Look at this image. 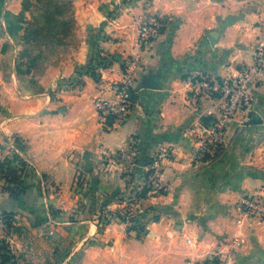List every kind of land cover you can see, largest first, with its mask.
I'll use <instances>...</instances> for the list:
<instances>
[{"label":"crops","instance_id":"1","mask_svg":"<svg viewBox=\"0 0 264 264\" xmlns=\"http://www.w3.org/2000/svg\"><path fill=\"white\" fill-rule=\"evenodd\" d=\"M72 1L78 46L58 51L42 70H30L19 54L24 22L31 19L35 0H0V161L21 158L22 163L17 160L15 165L23 187L20 195L4 186L0 189V215L10 214L15 226H23L44 203L48 221L43 226L53 239L61 240L57 259L76 260L79 248L67 256V246L93 241L98 229L97 223L85 220L82 200L74 194L75 177L82 173L87 181L84 192L89 193L85 204L90 201L86 211H97L98 198L107 204L118 192L126 199L140 196L137 208H150L139 210L135 224L146 228L145 237L138 239L137 232L110 225L102 237L109 247L91 251L90 264H186L227 255L238 264L252 254L254 261L262 259L264 225L245 220L239 202L264 182V123L246 124L255 114L264 121V82L256 91L252 112L240 113L229 124L222 154L197 164L195 142L217 116V102L193 98L186 84L198 76L226 78L252 64L264 0H153L145 11L129 7L118 16L110 12L123 0ZM149 22L165 29L139 49L138 29ZM99 27L104 32L93 48L90 33ZM97 54L105 63L98 78L88 70ZM135 56L146 64L139 84L161 73L159 88H137L126 121L109 118L105 123L93 102L114 98L123 78V61ZM70 83L74 85L69 87ZM131 136L139 140L132 185L124 182L114 159ZM13 145L20 155L12 151ZM162 148L172 152L162 170L167 192L144 198L145 167ZM70 214L76 223H70ZM76 229H87L89 236H75ZM15 235L0 231L8 249L16 247L33 259L36 252L32 247L27 250L34 242L17 241ZM230 238L243 241L232 252L227 251L233 246L226 244ZM46 252L40 253L50 258Z\"/></svg>","mask_w":264,"mask_h":264},{"label":"built area","instance_id":"2","mask_svg":"<svg viewBox=\"0 0 264 264\" xmlns=\"http://www.w3.org/2000/svg\"><path fill=\"white\" fill-rule=\"evenodd\" d=\"M160 27L155 22L143 24L138 30L137 47H146L160 35ZM146 64L140 56L129 58L125 63L122 80L117 84L113 99H95L93 104L101 119L106 123L113 119L116 123L126 121L132 109L134 95L139 86L140 75L145 71ZM264 82V7L260 12L257 24V36L251 65L243 66L226 78L199 77L187 82L188 92L195 99H210L217 102V116L212 123L203 129L201 136L195 142L193 160L206 163L216 160L226 146V134L229 124L240 114L252 112L255 104L256 91ZM16 154L20 153L13 145ZM170 149L162 148L155 153L145 167V187L151 194L166 191L162 178L165 162L170 160ZM139 156V140L136 136L128 139L127 147L114 154V159L123 170L125 180L133 179L137 171ZM5 181L0 172V189ZM240 212L245 220L264 225V184L250 196H245L239 202ZM8 217L0 215V231L9 228ZM243 241L235 238L234 246H241ZM186 244L192 246V241ZM220 261V263H219ZM222 258L210 256L203 260H188L186 264H222Z\"/></svg>","mask_w":264,"mask_h":264},{"label":"rangeland","instance_id":"3","mask_svg":"<svg viewBox=\"0 0 264 264\" xmlns=\"http://www.w3.org/2000/svg\"><path fill=\"white\" fill-rule=\"evenodd\" d=\"M136 1H140L141 0H123V1H119L118 4H115L113 9L110 12V16H118L120 15L123 11H125L126 8H139L142 11L146 10L149 7V4L153 1V0H144L143 4H139ZM144 24H151L149 23H144ZM143 25V24H142ZM141 25V26H142ZM140 26V27H141ZM139 27V28H140ZM161 30L165 29L164 27H160ZM139 30V29H138ZM104 32V29H101V27H99L98 32H94L91 31V36L89 37V40L91 41V44H95L93 46V48H96V45H99L98 43V39H96V37L99 35V37H101V33ZM161 34V31H160ZM77 37V36H76ZM77 42H79L80 39L76 38ZM88 40V41H89ZM256 42V40H255ZM70 49V48H69ZM68 49V51H69ZM253 50V49H252ZM254 52V51H253ZM253 52H252V59H253ZM104 57L100 56V54H97L95 57L93 56L90 65L91 67L88 69L91 74V76H96V78H98L99 75L97 74H101L100 68H102L103 66L101 64H105L100 60H103ZM132 58V57H131ZM128 60V59H127ZM127 60L125 59L123 61L122 64V72L124 74L125 71V63L127 62ZM253 61V60H252ZM251 65V64H250ZM248 66V65H245ZM243 67V66H241ZM240 67V68H241ZM141 77V75H140ZM200 77V76H198ZM202 77H209V76H202ZM214 78V77H212ZM139 81H141V78L139 79ZM120 82V81H119ZM118 84V83H117ZM74 85V83H70L68 84V86H72ZM80 85V84H77ZM117 86V85H116ZM195 164H197L196 160L194 161ZM137 173V172H136ZM136 176V174H135ZM134 176V177H135ZM144 175L142 176V183H143V192H146V195L149 194V190L146 189L145 187V181H144ZM124 177V174H123ZM134 177L133 179L130 180H125L124 182L126 184H133L134 183ZM164 184L165 181L163 180ZM264 184L261 183L260 187ZM166 186V184H165ZM87 187V181L86 179H84L83 174H79L75 177L74 183H73V190H74V194L75 196H78L80 201V204L82 205L81 207V211L84 213L83 217L85 218V220L88 221H92L97 223L98 225V229H97V233L96 235H94L95 237L93 241L90 242V239L86 240L85 242H83V245L78 246L77 244H73L72 242H70L69 246H67L66 248V254L67 256L75 251L77 248L78 249V258L76 260H61V259H57V252L60 251V247H61V240L60 239H53L52 236L49 235V230L46 229L45 223L48 221L47 219V213H46V207L45 204L42 203V207L40 212L35 213L34 214V218L32 220H28V222H26L23 226L19 225V226H15V223L11 224V226H9V228L4 231V233H7L8 231L13 233V231L16 233V240L23 242V241H33V245H30V249H28V252H31V247L33 248V250L36 252L35 256L33 259L30 258L29 255H25L19 252V249H17L16 247L11 249V248H5L8 250V254L6 253L5 256L6 257V261H5V257H0V264H90V260H89V253L91 251H97V252H103L105 251L106 247H109L110 242H105L102 241V237L105 236V234L107 233V229L109 228L110 225H119V226H124L123 228H129V226H133L132 224H137L140 218V211L139 210H143L142 213L147 212L150 208L148 207H141V209L137 208V203H139L141 201L140 196H137V198L133 199V198H123L120 197V193H116L112 199H108V201L106 202H110V207L107 206V204H104L103 202H101L100 198H96L97 201L99 202V208L97 209V211H92V210H88L87 209V205L89 204V202L87 204H85V197H88V194L86 195V192H84V190ZM259 187V188H260ZM167 188V186H166ZM258 188H256L254 190V192L257 190ZM167 191L165 192H160L158 194H151L153 196H161L164 195ZM253 194V189L249 190L248 192L244 193L240 199L244 198L245 196H250ZM80 195V196H79ZM145 198V197H144ZM96 199L93 198L92 200L94 202H96ZM143 199V198H142ZM147 199V197H146ZM100 200V201H99ZM113 206V207H112ZM86 207V209H85ZM51 210V209H50ZM94 210V209H93ZM65 213V212H64ZM52 215L54 216H58L59 214L57 213H53ZM155 218V217H154ZM160 219V217H156V220ZM68 220H70V223H76L74 217L70 214ZM67 220V221H68ZM140 227V226H138ZM34 228H38L37 231L34 230ZM123 229V230H124ZM145 227H142L141 231H140V237L138 236V239L145 237ZM85 231L88 232L87 229L85 230H78L76 229L74 231V235H80L81 238H85L86 235ZM36 232V233H35ZM68 235L70 233V236L73 237V232L72 229L67 230ZM127 232H125L124 235H126ZM111 236V235H110ZM135 236V235H134ZM130 238V236L128 237ZM225 238V237H224ZM228 239V236H227ZM2 242H4L5 245V240L4 239H0ZM67 240V238H66ZM234 239H231L226 241L227 245H230L233 242ZM49 245V246H48ZM7 246V245H6ZM46 246V247H45ZM48 246V247H47ZM238 246H231L227 249V251H234L236 250ZM241 248V247H239ZM18 250L15 252V250ZM42 249H46V254H50V258H48L47 256H45V253H40ZM97 249V250H96ZM242 249V248H241ZM226 251V252H227ZM264 256L262 255V259H259L257 262L253 260V254L244 257L242 260H240L238 262V264H264ZM232 259L231 256L226 257V259H222V264H232ZM220 263V261H219ZM235 264H237V261L235 262Z\"/></svg>","mask_w":264,"mask_h":264},{"label":"trees","instance_id":"4","mask_svg":"<svg viewBox=\"0 0 264 264\" xmlns=\"http://www.w3.org/2000/svg\"><path fill=\"white\" fill-rule=\"evenodd\" d=\"M77 28L72 0H35L31 19L24 22L23 48L19 54V60L30 70H42L47 60L57 54L58 51H67L71 47L78 46ZM14 157L0 161V172L5 181V189L20 195L23 192V187L17 174L15 162L19 161L18 163L21 164L22 160L17 155ZM142 195L145 197L146 192H143ZM5 215L11 221L9 224L11 226L13 223L12 216L10 214ZM132 225L129 226V230L137 232L140 236L142 228L135 224ZM5 248L7 246L0 240L1 256L8 254V250Z\"/></svg>","mask_w":264,"mask_h":264},{"label":"water","instance_id":"5","mask_svg":"<svg viewBox=\"0 0 264 264\" xmlns=\"http://www.w3.org/2000/svg\"><path fill=\"white\" fill-rule=\"evenodd\" d=\"M211 42L212 44H214V40L211 39ZM161 77V73L159 74H155V75H152L150 77H145L143 79V82H141L138 86V90H155V89H158L159 88V85H158V80L160 79ZM264 121L257 115L255 114L252 119H250L246 124L247 125H259V124H263Z\"/></svg>","mask_w":264,"mask_h":264}]
</instances>
